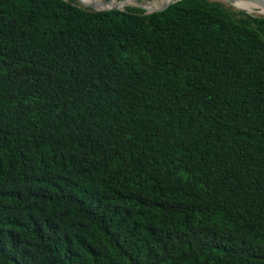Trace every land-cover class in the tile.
<instances>
[{"label":"trees","instance_id":"16d2710c","mask_svg":"<svg viewBox=\"0 0 264 264\" xmlns=\"http://www.w3.org/2000/svg\"><path fill=\"white\" fill-rule=\"evenodd\" d=\"M0 264H264V15L0 0Z\"/></svg>","mask_w":264,"mask_h":264},{"label":"water","instance_id":"95a60500","mask_svg":"<svg viewBox=\"0 0 264 264\" xmlns=\"http://www.w3.org/2000/svg\"><path fill=\"white\" fill-rule=\"evenodd\" d=\"M76 1H79L80 0H76ZM111 0H107L106 2H110ZM119 1H127V0H119ZM135 2V6L139 7V8H142V9H145V14H150V13H153V12H159V11H163L165 10L166 8H168L171 4H173L176 0H169L167 1L166 3H164L161 7L159 8H155L153 10H147L144 5H143V1L142 0H132ZM217 1H222V2H225L227 4H230V5H233L235 0H217ZM249 1H253L255 3H259L261 5L264 6V1L263 0H249ZM84 9L86 10H89V11H108V10H116V9H120V10H125V8H121L119 7L118 5H115L113 7H109V8H102V9H99L98 8V4L97 3H83L81 5ZM234 6V5H233ZM240 10H243L247 13H251L249 11H247L246 9H241L239 8Z\"/></svg>","mask_w":264,"mask_h":264},{"label":"bare ground","instance_id":"6f19581e","mask_svg":"<svg viewBox=\"0 0 264 264\" xmlns=\"http://www.w3.org/2000/svg\"><path fill=\"white\" fill-rule=\"evenodd\" d=\"M80 1H82L83 3H97L99 9L109 8L115 5L121 7L120 4L118 3V0H111L110 2H106L107 0H80ZM234 4L240 5L244 9L250 7L252 8V10H256L258 12L257 13L258 15H264V6L259 3H255L249 0H235Z\"/></svg>","mask_w":264,"mask_h":264},{"label":"rangeland","instance_id":"374dc122","mask_svg":"<svg viewBox=\"0 0 264 264\" xmlns=\"http://www.w3.org/2000/svg\"><path fill=\"white\" fill-rule=\"evenodd\" d=\"M143 2L144 1H158V2H160V0H142ZM77 3L78 4H80V5H82L83 4V2L82 1H77ZM136 4H135V2L134 1H132V0H130V1H128V2H126V5L124 6V8L126 7V6H135ZM163 4H161V6H162ZM234 5V6H233ZM232 6L235 8V9H238L239 10V8H241V6H239V5H236V4H233ZM160 6V7H161ZM247 10L248 11H250V12H252V14H255V15H258V14H256V13H258L256 10H252V8H250V7H248L247 8Z\"/></svg>","mask_w":264,"mask_h":264}]
</instances>
